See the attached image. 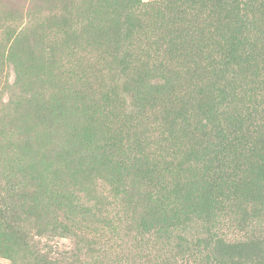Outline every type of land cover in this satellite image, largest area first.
Instances as JSON below:
<instances>
[{
	"label": "rangeland",
	"instance_id": "obj_1",
	"mask_svg": "<svg viewBox=\"0 0 264 264\" xmlns=\"http://www.w3.org/2000/svg\"><path fill=\"white\" fill-rule=\"evenodd\" d=\"M94 1L119 9L131 0H0V180L6 141L16 134L37 146L50 131L83 149L112 135L119 160L136 155L134 182L118 186L97 171L67 178L71 200L46 215L42 235L31 228L32 244L58 259L77 253L80 264H264V20L237 38L231 22L211 18L204 0L174 23L164 12L168 0H141V18L161 38L151 36L156 41L146 46L149 27L123 29L132 41L125 70L109 55L118 19L98 12L89 21ZM254 3L264 7V0ZM179 36L191 56L166 51ZM123 87L144 97L136 101ZM36 104L47 113L38 116ZM214 122L226 128L216 146L201 136ZM164 159L172 167L196 165V178L206 170L221 183L212 190L221 202L205 218L157 232L144 209L160 195L143 187L148 167L160 172ZM163 175L179 181L181 194L204 198L202 182L189 173ZM127 182L146 199L137 193L128 200ZM26 219L29 227L42 224ZM0 264L12 263L0 255Z\"/></svg>",
	"mask_w": 264,
	"mask_h": 264
},
{
	"label": "trees",
	"instance_id": "obj_2",
	"mask_svg": "<svg viewBox=\"0 0 264 264\" xmlns=\"http://www.w3.org/2000/svg\"><path fill=\"white\" fill-rule=\"evenodd\" d=\"M198 1L201 2L203 0ZM204 1L210 5V15L211 18L213 16L215 22L218 18L220 22H231L237 38L238 36L239 38L242 37L243 30L248 24L264 20L262 11L264 7L261 8L259 5H255V0ZM195 4V0H168L164 12L171 16V22L174 23L177 16L181 19L185 14H189ZM141 5V0H131L122 8L115 9L94 1L92 9L88 12L89 21L94 19L95 14L98 12L109 13L118 19L119 27L116 31L118 36L113 41L114 43L109 46V55L119 63L121 69L126 70L128 67L126 60L131 58L132 55L131 52H128L131 49L132 41L129 40L131 37L123 34V29L138 32L149 27L147 29L149 36L143 38L146 46H149L151 41H156L151 39V36H156L157 40L161 38L157 33L156 35L154 33V23L146 24L145 20L141 18ZM99 30H102V28ZM179 41V43H175L168 40L166 44L170 47L166 51L172 53V47H175L174 51H183V54L191 56L190 52H186L183 47V36H179ZM240 41L243 43V38ZM200 51L203 53V50L200 49ZM144 74L145 72L143 77H145ZM163 86L161 85L160 87ZM222 88L224 89V87ZM223 89L218 90L223 92ZM122 91L133 92L132 97L136 101L142 100L144 97L142 92L138 90H129L123 87ZM208 92L207 94H209ZM211 108L212 106L210 108L207 107V112L211 118H215L216 111L213 112ZM198 110L202 112L204 109L201 107ZM35 111L38 116H41L47 113L48 107L36 104ZM222 119L226 120V116ZM226 125L227 122L225 127ZM224 129L226 128H220V123L214 122L209 129L201 133V136L205 138V142L209 145H214V138L216 137V144L221 145L226 141L223 133ZM49 132L46 131L45 138L37 146L30 145L27 138L22 134H16L6 141L8 152L2 159L0 180V193L4 196L3 200H0V255H5L12 264L16 263L18 257H21L20 261L23 264H80L77 253H71L69 258L58 259L40 251L37 245L32 244L33 236L30 233L31 228H33L35 235H42V229L47 220L45 219L46 215L50 214L52 209L65 208L66 203L71 200L72 191H68L66 188L67 178H74L80 173L89 174L97 171L99 173L102 172L110 183L116 181L118 186H122L125 179H131L132 182L136 180L132 173L136 155L131 157L126 155L124 160H119V157L117 158L115 154L116 148L112 135L99 147H96L97 143H92L83 149L82 145H77L75 142L69 143V139L62 141L57 138V140H54V137L50 136ZM243 135L245 134L243 133ZM232 140L240 142V139L238 140L235 137H232ZM118 142L121 141L119 140ZM89 148L90 151L88 152ZM126 150H129V148L127 147ZM134 154H137V152L134 151ZM169 163V161L163 160L162 171L160 170L162 174L159 170H156V166H149L146 176L147 183L143 187L145 189L150 186L154 188V195H156V192H159L160 195L159 198L155 197V203L148 204L144 209V215L151 217L150 220L153 222L151 230L157 232H160L162 228L178 223L182 226L198 217L205 218L211 213L216 204L221 202V200L212 197V190L220 188L221 183L211 181L206 174V170L204 175L196 178L195 173L199 172V168L196 165H191L190 168H181L179 162L174 167L169 166ZM262 166L264 167V165ZM169 169H173L174 173L177 174L179 172H187L190 174L191 179H197L202 182V186L205 189L204 198L198 201L191 195L189 198L184 192L181 194L178 180L175 178L172 180L163 178L164 172ZM160 174L162 175L161 178H159ZM135 176L138 177L137 173H135ZM130 187L131 183L127 182L124 184L123 190L126 191ZM137 193L143 195L146 199L147 193L144 190L139 192L132 187L128 200L132 202V196ZM14 194L17 196L16 200H13L12 196ZM38 212H42L41 217ZM26 217H32L35 220L41 218L42 224L39 229H37L36 224L29 227ZM162 222H165L166 225H163ZM143 226L146 227V224H143Z\"/></svg>",
	"mask_w": 264,
	"mask_h": 264
}]
</instances>
